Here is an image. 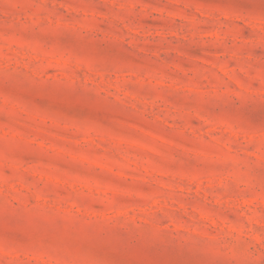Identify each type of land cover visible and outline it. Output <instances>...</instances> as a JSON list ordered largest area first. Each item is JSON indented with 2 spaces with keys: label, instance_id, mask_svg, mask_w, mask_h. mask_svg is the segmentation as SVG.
<instances>
[{
  "label": "rangeland",
  "instance_id": "374dc122",
  "mask_svg": "<svg viewBox=\"0 0 264 264\" xmlns=\"http://www.w3.org/2000/svg\"><path fill=\"white\" fill-rule=\"evenodd\" d=\"M0 264H264V0H0Z\"/></svg>",
  "mask_w": 264,
  "mask_h": 264
}]
</instances>
